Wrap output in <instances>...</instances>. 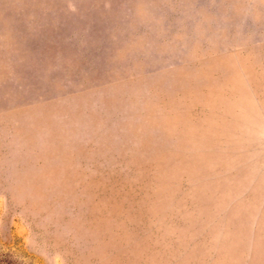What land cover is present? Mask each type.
<instances>
[{"label": "rangeland", "instance_id": "374dc122", "mask_svg": "<svg viewBox=\"0 0 264 264\" xmlns=\"http://www.w3.org/2000/svg\"><path fill=\"white\" fill-rule=\"evenodd\" d=\"M0 264H264V0H0Z\"/></svg>", "mask_w": 264, "mask_h": 264}]
</instances>
